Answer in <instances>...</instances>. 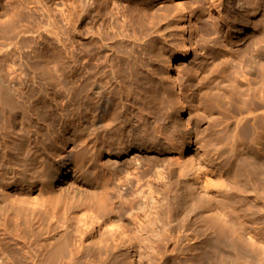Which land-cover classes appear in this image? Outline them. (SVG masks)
Listing matches in <instances>:
<instances>
[{"label":"bare ground","instance_id":"obj_1","mask_svg":"<svg viewBox=\"0 0 264 264\" xmlns=\"http://www.w3.org/2000/svg\"><path fill=\"white\" fill-rule=\"evenodd\" d=\"M79 1L83 12L90 18L88 37L94 51L86 53L79 66L77 53L74 49L70 50L72 85L68 97L61 98L58 108L72 109L70 113H60L58 127L52 124L48 113L45 115L35 106L39 99L36 98L35 103L34 98L31 99L34 91H42L51 84H42L36 78L32 85H11L12 80H20L22 76L11 70L14 66L10 55L13 53L9 49L5 53L9 84L0 74V95L7 90L10 97L23 101L18 113L21 115L20 126L16 125L7 110L2 111L0 119V216L5 223L13 222L16 230L28 229L31 220L24 210L22 190L19 191L20 197L13 200L7 199L4 190L10 185H18L23 190L36 185L45 215L61 223V227L49 234L39 247L29 249V256L22 258V264H40L46 259L50 264H73L71 257L65 253L66 237L73 241L82 255L78 264H128L125 253L117 254L120 244L115 241V233L123 235L134 231L146 237L162 236L166 232H174L176 225L178 228L182 210L193 211L204 203L206 207L205 199L210 198L207 197L208 173L204 166L212 164L213 159L204 150L197 153L203 163L199 161L196 164L195 158L186 154L190 150L186 140L189 130L181 129L178 115L184 107L193 105L197 100L201 101V117L209 116L207 121L213 126L207 146L220 154L217 158H222V164L232 168L235 157L232 158L234 149L233 144L229 146V141L237 135L255 138L257 149L264 151V0H197V8L195 6L191 10L200 12L199 17L190 26L197 25V36L204 40L200 42L204 52L200 55L198 52V57L202 58L197 69L185 66L181 76L171 80V67L167 70L164 64L171 66L177 57L185 60L192 56L185 32V24L190 18L182 2L172 6L169 0H152L158 1L155 6L151 0ZM190 15L195 14L191 12ZM10 18L18 22L15 15ZM175 31L181 37L178 45L171 41ZM233 34L235 39L231 38ZM192 36L193 32L190 40ZM215 50H219V55H214ZM31 52L35 50L31 49ZM22 56L26 55L20 54ZM8 97L5 95L4 100L11 99ZM211 113H216L217 119H211ZM68 119L78 122L74 124L72 134ZM15 143H21L28 149V162L24 165L11 150ZM131 152L143 155L142 166L145 167L140 168L131 158L127 166H117L120 157ZM103 154L108 156L106 161L100 158ZM163 155L165 158L161 157ZM241 161L240 167L245 164ZM260 162V159L257 164L254 160L252 162L257 184L261 181L263 170ZM216 170L221 178H218L219 181L223 182L222 167ZM114 175L122 185L135 181L137 191L130 193L132 197L117 190L113 185ZM253 184L245 188V201L255 191ZM261 185L263 187L264 184ZM197 192L201 194L203 203L194 200ZM117 200L119 206L116 209ZM242 201L241 198L240 203ZM254 204L252 206L257 207ZM241 213H237L238 216ZM250 215L252 221L255 215ZM76 217H84L88 223L84 229L74 232L70 221ZM220 221L215 231H225L226 234L231 223L223 218ZM101 222L108 229L98 241L91 239L89 244H85L84 237L94 234L95 229L100 230ZM238 227L234 228L239 230L241 227ZM229 231L232 232L233 228ZM252 232L253 228L249 233L258 234ZM225 234H220L224 237L218 234L216 244L219 248L227 242ZM122 242L121 247L125 251L134 246L132 242ZM235 244L238 247V242ZM243 245L241 243L239 247L241 250ZM253 245L245 247L243 252L250 258L256 255L253 260L258 257L262 260L259 262L264 263V255L259 250L261 254L258 255ZM250 260L247 258V261Z\"/></svg>","mask_w":264,"mask_h":264},{"label":"rangeland","instance_id":"obj_2","mask_svg":"<svg viewBox=\"0 0 264 264\" xmlns=\"http://www.w3.org/2000/svg\"><path fill=\"white\" fill-rule=\"evenodd\" d=\"M229 1L235 2L236 0ZM178 2H182V4H184V7L188 9L187 15L189 16L187 17H189L190 20L189 22L187 21L185 24L186 38H188L186 44L188 45V47L191 48L192 56L188 57L185 60H180L177 57L175 60L172 61L171 66H169L165 62L167 65L164 64V66L167 67V70H169V68L171 67L172 77H170L169 80L173 78L176 79L177 77H179V75L181 76L183 72L182 68L185 66L188 68L190 67L192 69H197L196 67L199 65V62L202 58V56L198 57V52L199 55L200 53L204 52V47H201V43L204 40H200V37L197 36V25L195 24L196 26H190V23L194 24L195 21L197 22V18L199 17L200 12L197 13L195 10L192 11L193 8L197 5L198 1L169 0V3L175 6L176 4H178ZM80 4L81 3L79 0H0V74L4 76L5 83L7 82V84H9V80L7 78L9 67L8 62L6 60L7 56L5 54L9 49L8 51L13 53V55H10L13 60L11 63L14 66L11 70H15L18 73H21L22 76V79L20 80H12L10 82L11 85L18 86L19 84L26 83L28 85H32L33 82H36V78L40 79L42 84H51V86H49L48 88L45 87L42 91H34V95L31 99L34 98V103L36 101V98L39 99V103L37 105L35 104V106L39 107V110L45 113V115L48 113L47 115L50 116V120L52 124H55V127H58L60 125V113L67 114L70 113L72 109V107H67V110H61L60 108H58V104L62 101L61 98L66 99L68 97L69 88L72 85L70 79V70L72 65L69 58L70 50L74 49L77 53L79 57V66L80 64H82L83 57L85 56V54L94 51V46L90 44V39L88 37L90 35V33H88V22L90 18L85 15ZM155 4H158V1L153 2V5ZM195 8H197V6ZM191 12L192 14H195L192 17L190 15ZM13 15H15L18 19L17 23L15 21H11L10 17H12ZM191 32H193V40H190ZM180 38L181 37L177 34V31H175L173 32L171 41L173 44L175 43L174 45H176L178 42H180ZM231 38L235 39V35L233 34ZM199 43L200 47H198ZM192 44H195L196 46H193ZM194 48L195 50H193ZM31 49L35 50V52H31ZM214 52L215 56L217 54L219 55V50H215ZM20 54H24L26 56L20 57ZM52 85H54V87H52ZM2 92L3 94L0 95V98L2 99H0V119L2 116V111L7 110V113H9L14 118L15 122H17L16 125L20 126L19 120L21 115L18 113L21 110V104L23 103V101H19L14 97H10V94L7 92V90H3ZM5 95L7 97L9 96L11 99L8 97V99L10 100L5 101ZM200 103L201 101L197 100L195 103H193V105H190L189 107H184V110L182 112H179L178 115L181 121V129L189 130V138L186 140L189 143L190 150H188L186 154H189L192 158H195L194 160L196 164L197 162L203 160L198 159L197 153L203 152L204 150L206 152H209L211 159H213L212 164H205L204 166V169H206V173H208L206 175L208 179L206 185L207 189L209 190V194H207V197L210 199H205V201L207 200L205 207V203L200 204L204 201H202L203 198H200L201 194L197 192V196L194 198V200L198 201L197 203H199L200 205L198 204L199 206L195 207V210L193 211H188L187 209L182 210V212L180 213L182 215H180L181 218H179L180 220L178 222V224H180L178 225V228L176 225L174 232H166L162 236L150 235L149 237L138 235L134 231H127L123 235L115 233V241L120 244L119 247H117V254L123 253L122 255H124L125 253V257H127L129 261L128 264L263 263L259 262L262 260H258V257L257 260H253L254 258H256V255H254L253 258L247 257L245 251L243 252V250H245V247L247 246H252L253 243V247L255 248V251L257 250V254L259 255L262 252L261 255H264V241L262 239L264 238V204L262 203L264 201V197L263 199L260 198L264 196L262 195L264 194V185L263 187L261 185L264 184V151H259L257 149V140L255 138H245L240 135H237L236 138H234L232 141H229V146L233 144L234 149V155L232 158L234 159L235 157L233 166L232 168H230V170L226 164L221 163L222 158L220 156L219 158H217V155L219 153L214 151V148L207 146V141L212 136L211 127L213 126L209 125L207 121L209 116L208 118L201 117L200 113H202V109L200 108ZM1 104H3V106H1ZM196 114L201 119H199ZM210 115L211 119L214 117V119H217L218 117L216 113H211ZM67 124H69L70 128L72 129L70 130V134H72L75 128L74 124H78V122H75L72 119H68ZM223 124L224 122H222V124H220L219 126H223ZM183 139H185V137H183ZM11 150L15 152V158L20 162V164L22 163L24 165L28 162V158L26 157L28 149H26L24 145H22L21 143H15L14 145H12ZM142 157L143 155L138 152H131L128 156L120 157V163H118L117 166H127L130 160L129 158H131L136 160V164L139 165L140 168L145 167L142 166ZM161 157L165 158V155ZM100 158L103 161H106L108 159V156L107 154H103L100 156ZM259 159L261 161L260 163L262 165L261 167H263V170L262 173L260 172L261 181H259V184H257L258 178L254 173L252 162L254 160L257 164V161ZM241 160H243V163H245L242 166L243 168L240 167V162H242ZM219 167H222L221 173H223V175L225 176V180L223 182L219 181V179L221 178L219 177V172L216 170ZM249 173L251 174V176H253V182L252 180H248L250 179L249 177H251ZM254 178L257 179L254 180ZM113 181V185L118 188L117 190L122 193H127L131 197L132 195L130 193H135L137 191L135 181H132L130 184L122 185L119 184L117 180H115V175ZM247 181L250 182H248V184L254 183L253 186L256 188H254V190H258V192L253 191L254 195L256 193L257 194L255 196L252 194V198L248 197V199L245 201L244 194L245 188H247L248 185H246ZM257 185H259L260 187H258ZM31 187H33V189ZM38 188L39 187L36 185H31L29 187L24 188L23 190V188L19 187L18 185H10L4 190V193L8 195L7 199L9 200H13L14 198L20 197L21 194L19 193V191L22 190L21 192L23 194L21 195V197H23V200L25 201L23 204L25 205L24 210L28 213V218L31 220V225H29L28 229L24 227L22 230H16L14 229L13 222L5 223L4 218L0 216V264H22V258L29 256V249L39 247V245H41L44 240H46V237L49 234L61 227V223H56L52 221L51 218L47 217V215H45L44 207L41 205L38 199ZM227 193H232L231 195L233 196H225ZM258 193L260 196L258 195ZM258 196L260 199L258 198ZM241 198L244 201L240 203ZM258 199L259 201H257ZM251 201H253V204L255 202L257 204V207L252 206L253 204L251 203ZM185 202L186 201H184V203ZM243 203L245 204L244 207L242 206ZM116 205L117 209L119 206L118 200L116 201ZM208 205H211L213 208ZM250 206L254 207V210ZM246 208H248L249 210ZM260 208L263 210H261ZM236 209L238 210L236 211ZM240 209H246V211H242ZM238 211H241L243 213L238 216ZM250 213L255 215L254 217L256 219L252 217L251 221V218H249L251 216ZM78 218H73L70 221V228L74 232H77L78 229H84L88 223V220L83 219L84 217ZM222 218L226 222L228 221L229 223H231L230 228L226 230V234L228 232L231 233V237L229 233L228 237L224 233V231L223 233L225 234V236H227V238L225 237L224 239L227 240L228 244L227 242H223L222 246H220L219 248V245L216 244L217 238L220 234H224L221 233L222 231H220L219 233V230H215L217 226L221 224L220 220H222ZM236 226H239L237 229L241 227L240 229H242L241 231L243 232H241L240 229L236 230ZM100 227V230H94V234L86 235L84 237L85 244H89L91 239L92 241H98L100 235L108 229V227L102 222L100 223ZM181 227L182 230H180ZM252 228V233H254V231L258 232L257 235L249 233V230H251ZM259 228L263 229L261 231H257L259 230ZM229 230H231L232 232H230ZM236 231H239L238 233L240 234L238 235ZM222 235H220L219 237H224ZM122 236H124L123 239ZM233 237L234 239H236V241L233 239ZM122 241H124L125 244H129V242H132L134 246L130 249V251H125V249L121 247L123 246V244H121L123 243ZM235 242H238V247H236L237 244H235ZM240 242L242 244L244 243V245L241 247H244L242 250L239 248L241 246ZM65 244L66 255L71 257L73 264H78L77 261L79 258H81L82 255L76 250L73 241H71L69 237H66ZM229 244L233 247H229ZM216 245L218 246L216 247ZM225 246L227 249L225 248ZM229 249L232 250L233 253L232 251L230 253ZM213 250L217 251V253ZM222 250L224 251L221 252ZM240 250L243 253L240 252V254ZM258 250L261 252H258ZM234 253L235 256L237 254H240V256H232V254ZM229 255L232 257L230 258ZM83 256H86V253H83ZM212 256L215 257L216 260ZM222 258H224L225 260H223ZM247 258L251 260L247 261ZM40 264L50 263L46 259V261L44 260ZM86 264L105 263L96 262Z\"/></svg>","mask_w":264,"mask_h":264}]
</instances>
